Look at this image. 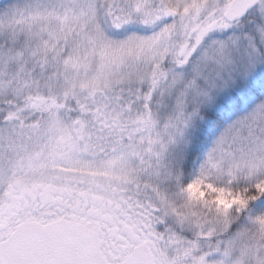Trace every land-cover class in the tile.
<instances>
[{
  "label": "rangeland",
  "instance_id": "374dc122",
  "mask_svg": "<svg viewBox=\"0 0 264 264\" xmlns=\"http://www.w3.org/2000/svg\"><path fill=\"white\" fill-rule=\"evenodd\" d=\"M230 1L37 0L36 5H13L6 11L7 16L0 19V112H5L0 116V234L10 231L17 219H31L32 198L37 207L45 209L57 203L63 205L69 199L66 194L74 196L73 208L79 205L81 197L84 201L114 206L120 199H127L125 189H142L143 182L155 194L152 201L163 205L158 207L161 217L183 223L186 214L171 186L176 174L167 168L170 162L165 157H172L175 152V141L191 121L192 111L205 100V89L188 81L186 75L181 82L182 78L175 83L170 81L157 104L158 116L166 118V123L160 124L149 115L151 128L139 136V141L97 159L80 150L62 114L39 113L36 101L25 103L21 99L25 91L21 88V73L35 83L46 79V90L56 93L65 88H100L130 82L148 75L155 64L166 59L179 64L209 56L188 75L212 82L211 89H218V84L230 77L218 68L227 70L240 54L246 55L243 61L247 57L256 61L262 57L253 51L251 31H238L224 22L223 13ZM257 1L253 10L259 6ZM168 9L175 11L176 17H166ZM258 9L261 16L263 9ZM255 24L252 23L253 30L256 28L264 35V17L260 25ZM251 66L246 64L244 70L249 71ZM179 73L174 70V74ZM58 76L64 80L62 90L55 85ZM219 89L224 93L227 90L223 86ZM6 100L11 103L4 104ZM263 107L262 101L244 116L228 122L210 142L214 144L209 164L223 173L235 172L240 165L244 168V159L245 165L253 164L264 149V135L257 133L258 124L253 127L252 121L263 112ZM143 154L147 155L146 161ZM248 169L259 171L255 167ZM56 195L63 201L59 202ZM24 199L28 200L27 208L21 211ZM187 200L191 202L194 196L189 195ZM78 207L85 209L83 205ZM91 211L94 214L96 207H91ZM72 216L77 218L75 213ZM83 221L92 224L91 228L101 227L102 249L115 257L113 251L119 252L121 243L118 245L112 238L120 236L122 225L107 239L103 224L108 230L113 229L107 221L91 222L86 215ZM224 231L225 226L204 227L194 239H182L176 246L171 248L169 244L162 250L158 249L154 233L153 238L147 237L143 242L164 264H264V245L259 240L252 238L250 242L241 232L243 235L231 242L232 237L223 236ZM123 238L126 237L119 240L122 242ZM107 241L114 250L107 247ZM126 244L128 254L132 246ZM173 255L187 262L177 263Z\"/></svg>",
  "mask_w": 264,
  "mask_h": 264
},
{
  "label": "trees",
  "instance_id": "16d2710c",
  "mask_svg": "<svg viewBox=\"0 0 264 264\" xmlns=\"http://www.w3.org/2000/svg\"><path fill=\"white\" fill-rule=\"evenodd\" d=\"M259 2V6L241 20L228 23L222 18V21L239 29L238 31L242 29L251 31L254 40L253 51L262 55L258 61L254 57H247V60L243 61L246 55L240 54L234 57L227 70L218 68L230 75L226 82L218 84L227 89L225 93L218 92L220 87L211 89L214 86L212 82L205 83L202 78L188 75L209 56L195 59V62H190L192 66L189 63L191 58L186 61L187 63L179 64L166 59L158 65L155 64L150 73L142 78L100 88L64 90V80L58 76L55 85L57 90L63 91L56 93L46 90V79L35 83L30 77H26L27 79L23 77L21 73V88L25 90L21 99H24L25 103L36 101L39 113L51 111L62 114L70 124L80 150L87 156L97 159L139 141V136L151 128L149 115H152L153 119H158L160 124L166 123V118L158 116L160 108L157 104L170 81L175 83L177 78L186 75L188 81L196 84L201 90L205 89L203 93L205 100L198 102L199 107L191 113V121L184 126L182 136L175 141L177 151L173 152L172 157L168 155L165 157L170 162L167 168L176 174L171 186L174 188L175 196L180 198L183 212L186 214L183 223L177 224L172 220L169 222L161 217L158 207L163 205L152 201L155 194H151L148 184L144 182L140 184L142 189H136V186L131 187L132 190L125 189L128 194L126 200H132L133 206L138 205L145 212L152 214L153 233L160 250L167 248L169 244L172 248L182 239L192 240L197 237L201 228L209 226L217 229L225 226L223 236L227 235L228 239L232 237L231 242L236 236H242L243 234H240L243 232L248 236V241L251 242L254 238L264 245V149L252 161V165H245L247 159H244V168L240 165L237 171L231 173H223L208 161L210 149L214 144L212 142L210 145V142L216 139L228 122L237 120L258 103L264 102V35L256 28L254 30L252 28V23L260 25L264 17V13L260 16L258 9L260 7L264 12V0ZM36 4L37 0H0V19L13 5L17 7L26 5L24 8H27ZM218 16L220 20L221 9ZM243 64L245 66L251 64V69L245 71ZM176 69L180 71L179 74H174ZM145 70L143 73H147ZM182 80L183 78L179 81ZM3 103L11 102L6 100ZM254 117L253 127L258 124L257 133L264 135V110ZM144 155L142 159L146 161L147 155ZM149 166L151 165H146ZM249 167H255L259 171L253 169L254 172H248ZM145 174L147 177V173ZM189 195L194 196L191 202L187 200ZM111 233V230L104 231L107 239H111ZM126 239L127 242H121L119 237L112 238L121 243L118 247V250L120 248L121 250L113 251L116 253L115 257L106 253L103 247L102 250L110 264H117V261L127 254L129 247L126 243L131 246L133 241L130 238ZM106 244L114 250L109 241ZM174 257L177 263L182 260L187 262L183 257L173 255Z\"/></svg>",
  "mask_w": 264,
  "mask_h": 264
},
{
  "label": "water",
  "instance_id": "95a60500",
  "mask_svg": "<svg viewBox=\"0 0 264 264\" xmlns=\"http://www.w3.org/2000/svg\"><path fill=\"white\" fill-rule=\"evenodd\" d=\"M257 0H231L223 17L228 22L244 18ZM168 17L177 13L166 10ZM0 264H109L103 254L99 232L69 219L47 223L24 220L0 241ZM121 264H154L145 248H135Z\"/></svg>",
  "mask_w": 264,
  "mask_h": 264
},
{
  "label": "flooded vegetation",
  "instance_id": "af4514ba",
  "mask_svg": "<svg viewBox=\"0 0 264 264\" xmlns=\"http://www.w3.org/2000/svg\"><path fill=\"white\" fill-rule=\"evenodd\" d=\"M190 39L191 38H189V40ZM199 40L200 39H198V42H199ZM4 114H5V112H0L1 117ZM66 196H69V199H66L67 201L65 200V202L62 203L63 205H60V203H57L56 206L51 205L50 209L49 208L45 209L44 206L43 207H41V206L37 207L38 204L35 205V203H34L36 201V199L32 198V203H33L34 207H32V209L29 211V213L32 214L29 217L31 218V220H38L42 223L53 221V220L59 219V218H65V219H70V220L82 222V223L87 224L89 227H92L93 226L92 224L83 221V220H85V215H86L87 218L91 222L96 221L98 223L99 222L103 223V222L107 221L111 226H113V229L111 230V232H117L119 226L122 225L119 237L120 238H122V237L130 238L133 241V244H131L132 249L135 247L136 248H138V247L145 248V244H144L143 240H146L147 237H150V238L154 237L153 228H152L153 222L151 219L152 214L145 212L143 210V208H140V206H138V205L133 206L132 200L129 201V200H121L120 199L117 202V205L107 206L105 203L99 204L96 201L88 202V200H86V199L84 201L83 198L80 196L81 198L79 201L80 202L79 205H83L85 207V209L80 210L78 207L79 206L78 204H77V206H74V208L71 206V203H73L72 200H74V196H70L69 194L68 195L66 194ZM56 198L59 200V202L63 201L61 199V197H58L57 195H56ZM10 200H11V198H10ZM21 202H23V204L20 203L21 204V211L22 210L24 211L25 208H27L26 204H27L28 200L24 199ZM91 207H92V209L96 207V211L94 212V214L91 213L92 212ZM79 210H80V212H78ZM72 213L77 214V218L72 216ZM92 215H94V216H92ZM80 217H82V218L80 219ZM18 222L20 223L19 219L16 220L15 224L13 225V228ZM102 227L105 228L104 230H106V232H109V230H108L109 228H107L104 224ZM13 228L6 233L0 234V241L2 239L6 238L7 234H9L13 230ZM93 229H95V227H93ZM95 230H97L99 232V235H102L101 227L100 228L97 227V229H95ZM109 236H110V234H109ZM113 238H116V236ZM126 238H123L124 240L122 239V241L126 242L127 241ZM149 252L153 255L154 264H164L163 262H160V260L158 258H156V255L154 252H151V251H149Z\"/></svg>",
  "mask_w": 264,
  "mask_h": 264
}]
</instances>
